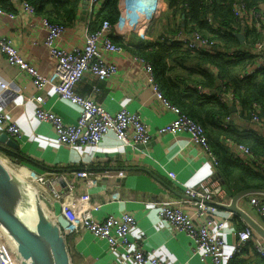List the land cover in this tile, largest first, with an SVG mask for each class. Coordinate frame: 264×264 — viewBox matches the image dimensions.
Wrapping results in <instances>:
<instances>
[{"label": "built area", "instance_id": "obj_1", "mask_svg": "<svg viewBox=\"0 0 264 264\" xmlns=\"http://www.w3.org/2000/svg\"><path fill=\"white\" fill-rule=\"evenodd\" d=\"M7 1L16 12L0 8V17L7 16L14 19L18 12L32 14L34 16L32 25L40 27L44 33L43 45L53 61V69L49 75L42 74L25 59L13 40L4 36H0V61L5 58L10 67L33 80L36 94L30 98V101L36 105V118L53 127L58 144L71 149L84 145L100 146L107 135L114 134L120 145L132 150H141L149 146L154 134L150 132L149 126L138 113H132L125 108L110 112L96 100L95 95L100 91L97 87L93 88L90 95H81L76 91V87L87 74L104 82L119 73L118 65L107 59L110 55H125L141 63L156 98L176 116L172 122L159 128L156 133L172 136L181 133L189 134L191 142L208 154L214 166L212 177L199 186L184 188V199L161 202L158 207L159 218L176 232L185 233L192 240L190 255L199 256L203 263L227 264L236 256L241 255L246 248H252L263 260L260 264H264V237L244 217L231 211L224 214L220 210L221 208L228 210L233 203V198L228 196L223 183L216 176L218 158L211 149L204 126L189 118L162 94L152 64L139 56H129L124 44L115 42L114 31L123 43H126L132 34H136L141 39L152 43L178 45L193 53L210 55H216L222 51L217 39L213 36H204L199 30L186 28L184 23L179 25L175 31L168 26L163 27L160 31L161 35L155 39L152 35H155L154 30L158 27L159 16L167 9V0H142L148 5L150 13L148 16L135 18H132L129 12L132 3L121 0L118 21L112 24L109 20H105L98 30L91 32L89 26L106 6L107 0H87L84 44L68 46L65 43V37L71 28L39 16L35 7L27 0ZM83 5L84 0H81L82 10ZM233 13L244 25L251 26L254 19L257 26L264 23V6H260L258 11H249L242 0H234ZM79 17L81 20V16ZM208 22L213 26H218L211 18H208ZM246 52L248 51L226 49L224 53L228 57L239 58ZM251 52L249 55L254 54L255 59L239 73L241 79L264 71V40L257 43ZM222 85H224L222 90L217 92L201 86H196V90L202 97L216 98L236 108V112L241 114V104L235 93L226 82ZM0 88L8 89V85L0 82ZM48 88H52L61 100L79 109V115L74 124L65 123L59 115L45 108L44 105L47 102L45 92ZM250 116L252 129L264 136V119L258 104L252 105ZM1 133L8 134L15 141L21 136L19 126L11 121L6 113H0ZM225 143L240 164L264 174V157L254 154L245 144L230 139ZM0 159L4 162L1 156ZM18 170L21 173L26 172L22 178L42 196L43 209L58 225L66 241L73 235L89 233L107 242L110 251L116 254L117 257L111 264H168L158 257L154 250H146L144 240L133 237L132 234L138 226V221L132 214L108 215L104 218L96 216L102 205L94 201L95 194L92 190L98 187L102 179L122 178L125 176L124 172L114 175L104 169L37 174L25 167ZM170 177L176 179L173 173ZM46 192L51 194V201L46 199ZM253 195L256 197L250 201V204L258 211L262 220L254 221L264 230V193ZM245 213L250 216L247 212ZM230 226L234 227L232 235L235 243L232 251L225 253L227 243L224 234L226 228ZM0 264H21L12 241L4 234L1 227Z\"/></svg>", "mask_w": 264, "mask_h": 264}, {"label": "crops", "instance_id": "obj_2", "mask_svg": "<svg viewBox=\"0 0 264 264\" xmlns=\"http://www.w3.org/2000/svg\"><path fill=\"white\" fill-rule=\"evenodd\" d=\"M120 1L118 0L117 4L118 11ZM126 1L131 3L130 0ZM166 7L168 10V2ZM33 18L32 14L25 12H18L14 19L1 16L0 36L11 38L30 64L42 74L49 75L53 69V61L43 45L42 29L32 25ZM184 18L183 15L176 19L168 13V18L158 22L159 25L154 30L155 39L161 35L163 27L174 28L176 22L182 25L185 22ZM114 34V39L119 41L116 31ZM139 38L132 34L126 43L133 46L139 42ZM84 39L85 24L79 17L78 23L71 27L65 37V43L68 46H82ZM127 52L129 56L136 55L133 51ZM107 59L118 65L119 73L104 82L87 74L76 87V91L81 95H90L93 88L97 87L100 91L95 95L96 100L110 112L125 108L132 113H138L154 134L150 145L141 150H132L120 145L114 134H109L100 146L84 145L73 149L60 146L53 127L36 118V105L30 101L36 94L33 80L10 67L5 58H2L0 82L6 83L8 89L0 88V113L8 114L10 120L21 130V136L16 140L19 151L15 156L19 158L14 157L21 167L37 174L104 169L114 175L124 172L125 176L122 178L102 179L98 187L92 190L95 194L94 201L102 205L96 216L104 218L108 215L132 214L138 221L133 237L144 240L146 250H154L158 257L168 264H211L203 263L197 255H190L192 240L185 233L176 232L163 222L159 218L158 207L161 202L167 200L184 199L185 187L199 186L212 177L213 163L207 153L191 142L189 134L172 136L156 133L176 116L156 98L141 63L121 54L110 55ZM190 88L197 91L192 84ZM45 95L46 109L59 115L67 124H74L77 121L79 115L77 107L61 100L52 88H48ZM232 113L233 120L239 127L243 130L252 129L249 120L242 119L236 111ZM0 154L8 155L2 150ZM172 173L176 175L175 180L170 177ZM221 182L230 198L238 193L231 191L223 180ZM254 197L256 196L249 194L239 200L238 205L253 220L260 222L262 220L258 211L250 204ZM220 210L224 214L231 211L226 208ZM233 230V226L226 228L225 253L231 252L235 243ZM67 244L71 264H111L117 257L110 251L107 242L89 233L73 235L67 239ZM259 259V255L252 248H246L241 255L227 264L234 261L256 264L260 262Z\"/></svg>", "mask_w": 264, "mask_h": 264}, {"label": "trees", "instance_id": "obj_3", "mask_svg": "<svg viewBox=\"0 0 264 264\" xmlns=\"http://www.w3.org/2000/svg\"><path fill=\"white\" fill-rule=\"evenodd\" d=\"M35 7L39 16L45 17L53 23L66 27H73L79 21L81 0H27ZM168 11L172 17L184 15L186 28L199 30L204 36H213L220 43V53H193L184 50L178 45L152 43L138 39L137 44L131 46L124 44L129 52L144 58L154 69L157 84L162 94L173 104L178 106L183 113L197 123L204 126L210 146L218 158L216 176L237 193L242 190L264 191V174L257 173L250 167L240 164L226 146V140L245 144L257 156L264 157V136L259 135L254 129L243 130L233 120V113L226 103L213 97H202L190 85L208 88L210 91H220L226 82L240 101L242 119H251L250 111L253 104L261 107V116L264 119V71L252 77L241 79L239 73L255 59L249 55L255 45L264 40V23L257 26L244 25L233 13L234 0H167ZM249 11H258L264 6V0H242ZM118 0H107L106 6L98 17L90 24L91 32L96 31L102 22L109 20L112 24L119 18ZM51 6V10L48 9ZM0 8L16 12L15 8L7 1L0 0ZM214 20L218 26L208 22ZM169 19H166V21ZM181 25L176 22L175 31ZM244 34V42L236 34ZM226 49L248 51L239 58H231L224 53ZM252 53V52H251ZM4 151V150H2ZM7 152V151H4ZM8 155L15 154L7 152ZM18 155V154H17ZM17 157V156H15ZM19 158V157H17ZM260 258V257H259ZM256 264L263 260L259 259ZM232 264H246L244 261H234Z\"/></svg>", "mask_w": 264, "mask_h": 264}, {"label": "water", "instance_id": "obj_4", "mask_svg": "<svg viewBox=\"0 0 264 264\" xmlns=\"http://www.w3.org/2000/svg\"><path fill=\"white\" fill-rule=\"evenodd\" d=\"M51 10V6H48ZM87 0H84L81 20H86ZM240 42L244 35L236 34ZM232 112L236 108H230ZM0 150L15 155L19 145L8 134H0ZM264 193L260 190H243L233 197L228 210L245 220L264 237V230L238 207V201L249 194ZM42 196L9 169L0 159V227L12 241L21 264H71L68 244L58 225L47 215L41 205Z\"/></svg>", "mask_w": 264, "mask_h": 264}, {"label": "rangeland", "instance_id": "obj_5", "mask_svg": "<svg viewBox=\"0 0 264 264\" xmlns=\"http://www.w3.org/2000/svg\"><path fill=\"white\" fill-rule=\"evenodd\" d=\"M131 1V6H130V14L132 18L135 17H140V16H148L150 11L148 9V5L146 3H143L142 0H130ZM167 10V9H166ZM168 11L163 12L159 18H158V22L160 23L163 22L164 18H168ZM169 21V20H167ZM157 22V26L159 25V23ZM154 36V35H152ZM0 156L2 157V159L4 160V164L11 170H13L15 173H19L21 174V172L18 170L21 168L20 164L18 163V161L16 160L17 158H15L12 155H4V154H0ZM23 175H25L26 173H22ZM23 177V176H22ZM45 197L47 200L51 201L52 200V196L50 193L46 192L45 193Z\"/></svg>", "mask_w": 264, "mask_h": 264}, {"label": "bare ground", "instance_id": "obj_6", "mask_svg": "<svg viewBox=\"0 0 264 264\" xmlns=\"http://www.w3.org/2000/svg\"><path fill=\"white\" fill-rule=\"evenodd\" d=\"M23 173V172H22ZM22 173L21 174H19V173H16V174H18L20 177H22L23 175H22Z\"/></svg>", "mask_w": 264, "mask_h": 264}]
</instances>
